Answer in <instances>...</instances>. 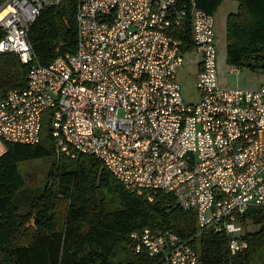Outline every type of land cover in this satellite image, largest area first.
<instances>
[{
	"label": "built area",
	"instance_id": "2783aa9c",
	"mask_svg": "<svg viewBox=\"0 0 264 264\" xmlns=\"http://www.w3.org/2000/svg\"><path fill=\"white\" fill-rule=\"evenodd\" d=\"M2 1L0 54L30 70L27 86L0 100V158L9 144H40L48 116L58 152L99 159L150 202L173 195L199 233H225L232 255L245 252L241 219L264 210V84L220 86L214 14L196 0H79L75 51L42 65L30 29L64 0ZM192 53L199 99L188 103L177 75ZM131 240L156 264H202L193 239L174 231Z\"/></svg>",
	"mask_w": 264,
	"mask_h": 264
},
{
	"label": "trees",
	"instance_id": "16d2710c",
	"mask_svg": "<svg viewBox=\"0 0 264 264\" xmlns=\"http://www.w3.org/2000/svg\"><path fill=\"white\" fill-rule=\"evenodd\" d=\"M224 1L196 0L211 14ZM234 1L238 10L226 23L227 64L264 73V0ZM78 2L64 0L45 9L31 27L29 40L42 65L75 51ZM29 70L16 54H0V100L27 86ZM44 157L54 160L45 188L21 204L17 197L25 181L18 165ZM61 203L68 205L63 225L56 216ZM241 221L248 249L232 255L229 236L213 230L199 233L195 213L184 211L173 195L159 193L150 202L126 190L99 159L72 160L58 152L48 116L40 144H9L0 158V264H156L134 251L131 235L145 229L171 230L184 240L193 239L202 264H253L264 249V210H252ZM247 223L256 229L246 232Z\"/></svg>",
	"mask_w": 264,
	"mask_h": 264
},
{
	"label": "rangeland",
	"instance_id": "374dc122",
	"mask_svg": "<svg viewBox=\"0 0 264 264\" xmlns=\"http://www.w3.org/2000/svg\"><path fill=\"white\" fill-rule=\"evenodd\" d=\"M237 10L238 3L236 1L225 0L214 13L217 34L218 79L220 86L225 89L257 90L264 84V73L253 72L250 69L233 70V67L227 64L226 23L228 16L237 12ZM200 62L201 57L197 53L188 55L185 68L177 75L183 96L188 103H194L199 99L195 77L198 74ZM53 162L54 160L51 157H44L23 161L18 165L20 174L25 181V188L17 197L21 204L26 205L43 192ZM67 207V204L61 203L56 209L57 221L62 225L67 217ZM255 229V226L247 223L246 232H253ZM253 264H264V249L254 257Z\"/></svg>",
	"mask_w": 264,
	"mask_h": 264
}]
</instances>
